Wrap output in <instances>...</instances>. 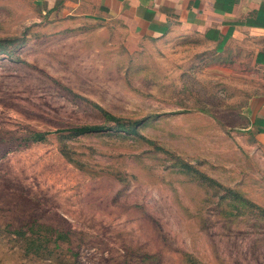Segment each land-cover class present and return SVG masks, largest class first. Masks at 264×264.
Here are the masks:
<instances>
[{
    "label": "rangeland",
    "instance_id": "obj_1",
    "mask_svg": "<svg viewBox=\"0 0 264 264\" xmlns=\"http://www.w3.org/2000/svg\"><path fill=\"white\" fill-rule=\"evenodd\" d=\"M50 18L0 0V264H264L242 81L197 40Z\"/></svg>",
    "mask_w": 264,
    "mask_h": 264
},
{
    "label": "crops",
    "instance_id": "obj_2",
    "mask_svg": "<svg viewBox=\"0 0 264 264\" xmlns=\"http://www.w3.org/2000/svg\"><path fill=\"white\" fill-rule=\"evenodd\" d=\"M27 1L51 18L118 22L132 40L200 41L242 81V128L264 150V0Z\"/></svg>",
    "mask_w": 264,
    "mask_h": 264
},
{
    "label": "trees",
    "instance_id": "obj_3",
    "mask_svg": "<svg viewBox=\"0 0 264 264\" xmlns=\"http://www.w3.org/2000/svg\"><path fill=\"white\" fill-rule=\"evenodd\" d=\"M106 129H104V127L101 126H85V127H80V128H76L75 129V133L77 134H84V133H91V132H100V131H104ZM34 141L38 142L44 139L45 135L44 134H39V133H35L34 136Z\"/></svg>",
    "mask_w": 264,
    "mask_h": 264
}]
</instances>
